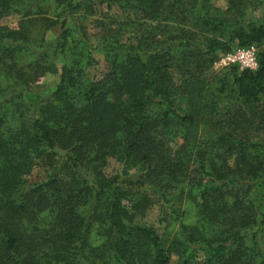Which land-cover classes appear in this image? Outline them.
<instances>
[{
    "label": "trees",
    "instance_id": "trees-1",
    "mask_svg": "<svg viewBox=\"0 0 264 264\" xmlns=\"http://www.w3.org/2000/svg\"><path fill=\"white\" fill-rule=\"evenodd\" d=\"M224 1L0 0V264H264V50L212 73L264 47V0Z\"/></svg>",
    "mask_w": 264,
    "mask_h": 264
},
{
    "label": "rangeland",
    "instance_id": "rangeland-1",
    "mask_svg": "<svg viewBox=\"0 0 264 264\" xmlns=\"http://www.w3.org/2000/svg\"><path fill=\"white\" fill-rule=\"evenodd\" d=\"M216 3L219 8L225 9L226 4L224 0H217ZM96 12L97 13L94 16V18H90L86 21L87 32L90 36L98 35L102 32H105L104 29L98 28L96 26L95 18L96 19L102 18V19L110 20L109 18H112V17H118V18L122 17V12L117 7H113L110 10L108 9L106 10L105 7L102 8L99 6L96 8ZM19 20H20L19 15H11L3 19L0 22V26L4 28H8V29H16L18 26ZM258 50L259 52H262L264 50V47H258ZM93 55L98 61V65L89 69V75L92 79H99L107 72V65L104 62V57H103L102 52L95 51ZM220 60L218 61V63L215 64L212 70L213 74H222L230 69V67L220 65L219 64ZM56 83H57V78L45 77L41 80L39 86L48 85L49 87H51V86H54ZM168 147H169V151L173 155L177 154L176 156H180V157L182 156L185 162H190V160L188 161V158L190 159L191 148L186 147L180 138H176L173 141H170ZM123 171L124 169L122 165H120L116 161H111L108 167L106 168V173L108 176H120L123 174ZM42 176H43V173L40 170L33 169L31 176H30V180L35 182L37 181V178H40ZM159 218H160V208L158 206H154L150 209V211L148 212L143 222L146 223L147 225L154 226L156 229H158L160 233H163L166 229V226L159 222ZM172 228H173L171 229L173 230L172 234H174L175 231L177 230V226H174ZM177 261H178L177 257L173 256L170 264H177Z\"/></svg>",
    "mask_w": 264,
    "mask_h": 264
},
{
    "label": "built area",
    "instance_id": "built-area-1",
    "mask_svg": "<svg viewBox=\"0 0 264 264\" xmlns=\"http://www.w3.org/2000/svg\"><path fill=\"white\" fill-rule=\"evenodd\" d=\"M220 65L237 67L240 71L256 72L259 68L258 48L256 45L249 47H235L222 56Z\"/></svg>",
    "mask_w": 264,
    "mask_h": 264
}]
</instances>
